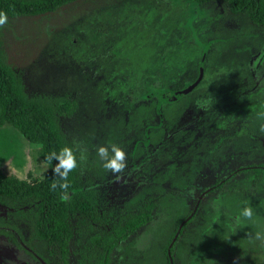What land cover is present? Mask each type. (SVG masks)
Returning <instances> with one entry per match:
<instances>
[{
    "label": "rangeland",
    "instance_id": "rangeland-1",
    "mask_svg": "<svg viewBox=\"0 0 264 264\" xmlns=\"http://www.w3.org/2000/svg\"><path fill=\"white\" fill-rule=\"evenodd\" d=\"M1 39L29 94L70 93L79 99L76 118L63 126L85 150L84 163L95 171L110 215L136 207L147 189L158 192L159 214L119 245L111 264H165L164 250L179 222L171 264H264V247L253 235L264 231V177L257 182L254 173H242L226 192L203 193L214 181L211 171H198L211 129L195 126L204 115L197 112L198 105L202 109L207 104L209 112L229 106L227 117L251 120L253 129L250 136L240 134L237 126L239 151L226 172L264 165V26L255 25L248 15H234L223 1L202 7L192 0H92L51 15L11 20ZM203 62L201 89L162 108L166 127H160L156 115L147 122L145 113L151 117L152 111L143 100L133 103L128 113L125 104L104 99L103 83H136L144 76L159 77L163 68L177 69L174 78L184 77L190 84ZM246 81L244 96L239 83ZM203 92L207 95L201 97ZM187 102L196 113L180 119ZM110 142L127 154V167L115 175L95 155V146ZM34 145L13 127H0V171L29 182L42 180L49 166L40 157L41 146L34 151ZM183 183L187 188L182 192ZM245 202L253 208L254 222L237 220ZM7 220L11 217L0 207V221ZM92 234L88 229L78 232L71 244V264L91 253ZM23 235L31 249L17 248L0 232V264H44L46 244Z\"/></svg>",
    "mask_w": 264,
    "mask_h": 264
},
{
    "label": "trees",
    "instance_id": "trees-1",
    "mask_svg": "<svg viewBox=\"0 0 264 264\" xmlns=\"http://www.w3.org/2000/svg\"><path fill=\"white\" fill-rule=\"evenodd\" d=\"M91 1L0 0V12H4L8 16V22L0 26V127L9 125L19 131L29 142L40 145V157L43 162L49 152L58 150L66 143L76 145L64 128L63 122L65 123L67 119L74 121L80 109L79 99L70 93L65 95L29 94L23 75L7 60L1 32L10 24L11 20L51 15L70 5ZM192 1L202 7L223 1L234 15H248L255 25L264 26V0ZM204 65L203 62L201 66L204 68ZM152 70L154 69L150 71ZM159 72L161 73L160 69ZM154 73L157 72L154 70ZM176 73L177 69L175 68L172 70L163 68L159 77L144 76L142 81L136 83L125 85L124 83H103V90L107 92L104 99L111 98L115 99V103L118 101L125 104L128 113L131 111L133 103L138 99L143 100L146 104L145 108L152 111L151 117L150 113L147 115L145 113L147 122L151 121L153 115H156L154 118L160 116L162 123L160 127H166L164 126L166 115L162 113V108L177 103L185 97L178 95L177 91L189 84L184 78H174ZM201 82L203 81L199 82L200 85ZM198 106L197 112L204 115L196 121L195 126L199 129L200 127L211 129V132L206 134L208 144L206 145L204 141L202 147L204 157L201 159L203 161L198 159L201 162L198 171L201 170L200 172L205 173L206 170L211 171V178L214 180L212 184L215 188L206 195L226 192L225 189L229 182L242 173H254L256 181L259 182L264 177V165L248 164L226 172L232 167L231 162L234 159V154L239 151L236 150V140L234 139L238 118L236 115L227 117L224 111L229 106L221 107L215 112H209L207 104L202 106V109L200 105ZM103 110L105 111V108ZM194 110L193 113H196ZM185 111L186 109L183 112ZM183 112L180 119L193 117V113L186 117L183 116ZM243 121L239 133L251 136L248 125ZM212 122L215 123L211 125ZM216 124H218V128L215 129ZM237 130L239 131V127ZM169 139L170 137L160 141V145ZM55 163L57 161L53 160L47 164L49 168L44 178L37 182H29L0 171V207L6 209L7 214L11 217L7 223L0 221V231L8 235L12 239V243L19 247L24 243L32 248L30 240L24 238V232L29 233L35 240L44 242L48 259L45 256L41 257L47 264H71L72 241L83 229H88L93 233L91 244H89L92 248L91 253L88 256H81L77 264H111V256L119 245L151 224L155 215L159 214L158 192L156 189H151L152 191L147 189L136 207L121 214L110 215L102 203L100 191L94 179L95 171L92 170V167L87 168L84 160L80 162L77 169L69 174L70 187L66 190L67 198H63L65 190L50 189V184L56 178L52 171V164ZM238 169L241 170L231 178H226ZM189 176H191V182L197 179L194 174ZM180 187L183 192L187 188L186 183ZM175 190L179 191L176 188ZM180 223L175 228L170 242L177 233ZM167 246L164 250L165 264H171ZM173 246L170 249L171 253L174 249Z\"/></svg>",
    "mask_w": 264,
    "mask_h": 264
},
{
    "label": "clouds",
    "instance_id": "clouds-1",
    "mask_svg": "<svg viewBox=\"0 0 264 264\" xmlns=\"http://www.w3.org/2000/svg\"><path fill=\"white\" fill-rule=\"evenodd\" d=\"M7 22V14L0 12V26L5 25ZM31 149L38 151L40 145L31 146ZM84 152L85 150L80 148L79 145L66 143L58 150H53L45 156L43 162L45 165L53 162V160L57 161L54 165L52 164V171L56 178L50 184V189L55 190L59 188L65 190L63 198H67L68 195L66 190L70 187L69 174L77 169L80 162L85 159ZM95 155L98 157L99 162H101L102 168L113 175L122 172L127 167L126 151L117 143L110 142L108 144L95 146ZM237 220L254 222L253 208L246 202L239 209ZM253 235L255 241L259 242L260 246L264 247V231H256Z\"/></svg>",
    "mask_w": 264,
    "mask_h": 264
},
{
    "label": "flooded vegetation",
    "instance_id": "flooded-vegetation-1",
    "mask_svg": "<svg viewBox=\"0 0 264 264\" xmlns=\"http://www.w3.org/2000/svg\"><path fill=\"white\" fill-rule=\"evenodd\" d=\"M201 71H202V80L201 81H204V77H205V70L203 69V67H201V69H200V71H198L197 72V74H196V77H195V80L193 81V82H191L190 84H187V86L185 87V88H183V89H181V90H179V91H177V94L178 95H183V96H185V97H190L191 95H193V93H194V91L195 90H199V89H201V85H200V83L190 92V93H187V94H185V93H183V91L184 90H186L190 85H192L197 79H198V77L200 76V73H201ZM181 78H184V77H179V78H177V79H181ZM186 83H187V81H186ZM201 84H202V82H201ZM239 84H241L243 87H242V89H241V91H240V93L239 94H241V95H244V94H242V92L244 91V90H247V88H245V86H248L249 85V83L246 81V82H244V83H239ZM200 87V88H199ZM197 90V91H198ZM221 90H222V93L221 94H223V93H225L224 91V89H222L221 88ZM196 91V92H197ZM195 95H197V94H195ZM205 95H207V94H205ZM204 95V92L200 95L201 97H203V96H205ZM247 95V92H246V94L244 95V96H246ZM198 96V95H197ZM176 100H178L177 98H176ZM175 100V101H176ZM241 103H243V100H241V101H239V103L238 104H241ZM189 104V102H187L186 103V106H185V109H186V111L185 112H183V116H188V115H190V114H192L193 113V107H192V105H188ZM202 106H206V104H203ZM224 110V109H223ZM227 110V109H226ZM237 116V115H236ZM158 117H160V116H158ZM191 117V116H190ZM237 118H238V120H237V123H238V127H239V132H240V126H241V122L243 121L242 120V118H241V116H237ZM243 122H245L244 124H247L248 125V127H249V129H253V124L251 123V120H244ZM255 128V127H254ZM238 131V130H237ZM250 131V130H249ZM235 144H236V141H235ZM246 168V167H245ZM244 168V169H245ZM241 169H238L237 171H235L233 174H229L226 178H231L233 175H235L236 174V172H239ZM202 173H204L205 174V172H202ZM225 181V180H224ZM215 188V186H212L211 188L210 187H208L205 191H203V193L205 192V193H208L210 190H213ZM1 232V231H0ZM4 234V233H3ZM12 240V239H11ZM14 244V243H13ZM17 248H21V249H23L24 248V246H25V244L24 243H22L21 244V246L19 247V246H17V245H15ZM31 249V248H30ZM42 258V257H41ZM45 258L46 259H48V256H45ZM43 260V259H42ZM44 264H47L44 260L42 261Z\"/></svg>",
    "mask_w": 264,
    "mask_h": 264
},
{
    "label": "water",
    "instance_id": "water-1",
    "mask_svg": "<svg viewBox=\"0 0 264 264\" xmlns=\"http://www.w3.org/2000/svg\"><path fill=\"white\" fill-rule=\"evenodd\" d=\"M201 79H202V71H201V73H200L199 78H198V79H197L192 85H190L186 90H184L183 93H188V92H190L191 90H193L194 87H195V86L201 81ZM181 227H182V226L179 227L178 232H177V234H176V236H175V238H174L172 244H171V245L169 246V248H168V254H169L170 259H171V252H170L171 246H173V243H174V241L176 240L177 235H178V233H179ZM171 260H172V259H171Z\"/></svg>",
    "mask_w": 264,
    "mask_h": 264
}]
</instances>
